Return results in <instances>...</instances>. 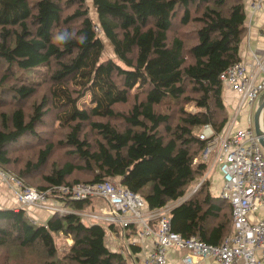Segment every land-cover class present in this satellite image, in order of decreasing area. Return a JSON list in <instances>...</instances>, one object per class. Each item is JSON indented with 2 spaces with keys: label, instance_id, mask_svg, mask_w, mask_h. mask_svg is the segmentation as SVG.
<instances>
[{
  "label": "trees",
  "instance_id": "trees-1",
  "mask_svg": "<svg viewBox=\"0 0 264 264\" xmlns=\"http://www.w3.org/2000/svg\"><path fill=\"white\" fill-rule=\"evenodd\" d=\"M91 1L0 0V169L68 207L36 222L19 201L0 207V250L16 249L0 264H130L140 247L124 241L140 228L109 223L122 244L111 249L107 228L77 213L92 198L58 189L79 182L113 179L151 209L180 199L171 229L185 238L233 232L208 177L187 192L208 170L200 129L229 119L220 74L241 60L244 0ZM57 233L72 239L62 252Z\"/></svg>",
  "mask_w": 264,
  "mask_h": 264
},
{
  "label": "built area",
  "instance_id": "built-area-1",
  "mask_svg": "<svg viewBox=\"0 0 264 264\" xmlns=\"http://www.w3.org/2000/svg\"><path fill=\"white\" fill-rule=\"evenodd\" d=\"M249 6L251 11L261 10L264 0L251 1ZM220 79L224 91L237 95L232 100L234 103H230L232 113L221 132L216 133L210 124H205L199 137L206 141L201 159L208 163L207 174L213 167L220 171L223 185L219 195L232 208L233 232L222 243H208L197 236L183 237L171 229L174 203L148 208L140 194L113 179L58 188L70 199L96 196L108 203L107 208L99 207L95 213L78 210L85 219L89 216L125 227L137 225L139 237L148 238L152 245L144 264H171L170 249L183 251L181 264H210V259L217 264H264V147L252 117L253 106L257 103L256 112L260 98L264 99V49L252 50L250 60L241 59L230 65L220 74ZM242 112L243 120L239 119ZM259 124L264 135V105ZM0 173L6 175L2 169ZM16 193L22 205L68 211L67 206L50 200L48 191L26 186Z\"/></svg>",
  "mask_w": 264,
  "mask_h": 264
},
{
  "label": "crops",
  "instance_id": "crops-1",
  "mask_svg": "<svg viewBox=\"0 0 264 264\" xmlns=\"http://www.w3.org/2000/svg\"><path fill=\"white\" fill-rule=\"evenodd\" d=\"M251 1L254 0H244L247 18H246V31L240 47V54L242 60H250L252 50L264 49V7L261 10L251 11L249 6ZM224 94H225L224 98L226 101V105L231 109L230 103L235 100L237 95L230 91H225ZM242 123H245V121H242ZM210 176L208 175V179L211 182V186H212L211 190L213 191V188L217 187V189H219L220 192L222 188V176L220 171L216 169L212 171V173H210ZM213 177L216 179H213ZM18 191H20V188L18 187V183L17 182L14 183L8 179H5V176H1L0 173V207L19 206L20 203L18 202L16 196L17 195L16 192ZM97 203H98L97 206L103 205V200L99 199ZM28 209H29L28 214L33 215L35 219L40 221H46V219L50 215V212L43 208L30 206ZM114 234L115 233H113V237L112 236L109 237L107 235L106 242L111 249L117 250L120 248L119 240H117V237ZM124 242H126L127 244L135 242L134 244L140 247V250L138 252L132 255H128L130 264H144V259L146 257V254L148 250L152 248V245L148 240V238L143 239L139 237L137 231L136 234H132L130 238H126ZM182 254L183 251H181L180 249H170L168 251L169 262L171 264H181ZM209 263L217 264L213 259H210Z\"/></svg>",
  "mask_w": 264,
  "mask_h": 264
},
{
  "label": "rangeland",
  "instance_id": "rangeland-1",
  "mask_svg": "<svg viewBox=\"0 0 264 264\" xmlns=\"http://www.w3.org/2000/svg\"><path fill=\"white\" fill-rule=\"evenodd\" d=\"M91 3H92V1L91 0H88V4H89V6H90V8L92 7L91 6ZM91 14L92 15H95V13H94V11L93 10H91ZM104 39V43H105V47H104V51H103V55H102V58H107V57H113L115 54H114V50H113V47H112V45H111V43L109 42V40H107L106 38H103ZM84 102H89L90 103V93L89 92H87L82 98H80L79 99V101H78V105L81 107V105H82V103H84ZM256 105H257V103H255V105L253 106V109H252V117L254 116V113H255V109H256ZM188 109H193L192 108V106H188ZM227 110H228V112L231 114L232 113V111H231V109L229 108V107H227ZM244 112V111H243ZM243 112L241 113V115H239V119H241V120H243V118H244V115H242L243 114ZM242 125H245V124H242ZM217 169V167H213L211 170H210V172L207 174V172H206V174L203 176V177H200V178H198V179H196L194 182H193V184H191L190 186H189V188H188V192H187V194H189V193H191V194H193V193H195L198 189H199V187H200V185H201V183L203 182V180L206 178V177H208V175L210 176V173H212V171H214V170H216ZM212 175V174H211ZM5 177L8 179V180H10L11 182H17L18 183V187L20 188V190L21 189H23V188H25L26 186H29V185H27L22 179H19L15 174H13V173H11V172H9V174H7L6 173V175H5ZM211 177V176H210ZM213 179H216V178H214L213 177ZM79 183H85V182H79ZM213 184H215V183H213ZM222 185H223V182H222ZM211 182H210V191L214 194V195H219L220 194V192H219V189H217V187H215V188H213V191L211 190ZM17 194V193H16ZM92 197V200H93V202H92V204H90V206H88L87 208H86V213L87 214H90L91 212H96V210H99L98 208L99 207H104V208H107L109 205H108V203L106 202V201H104L103 200V205H98L97 206V201L100 199V200H102L101 198H98V197H96V196H89V197H87V198H91ZM83 199H85V198H83ZM97 199V200H96ZM51 200V199H50ZM180 200V199H179ZM179 200H177V201H179ZM177 201H175V202H170L169 204H171V203H176ZM50 202V201H49ZM58 203H59V205L60 206H64V201H62V200H58L57 201ZM89 216H86V218H87V220H86V222L89 224V223H92V222H99V223H101V224H103L106 228H107V235L109 236V237H113V233L115 232V231H111L110 230V228H109V226H108V222H107V220H99V221H97V220H93V219H89L88 218ZM32 220H35V218H32ZM37 220V219H36ZM116 237H117V240H119V238H118V236L116 235V233L114 234ZM114 236V237H115ZM56 241H57V246H58V248H59V250L62 252V251H64L67 247H68V245L72 242V239L70 238V237H66L65 235H63L62 233H57L56 234ZM121 243H120V241H119V246H120V248H121ZM16 249L15 248H13V247H6V248H3V249H1L0 250V253H1V257L3 258V260L5 261H7V262H9L11 259H13L14 257H15V251ZM22 255V254H21Z\"/></svg>",
  "mask_w": 264,
  "mask_h": 264
},
{
  "label": "water",
  "instance_id": "water-1",
  "mask_svg": "<svg viewBox=\"0 0 264 264\" xmlns=\"http://www.w3.org/2000/svg\"><path fill=\"white\" fill-rule=\"evenodd\" d=\"M263 105H264V99H263V97H261L259 107L257 108L255 115H254V128H255L256 134L260 136V138H259L260 142L264 147V135H263V132H262V130L260 128V124H259V115H260V111H261Z\"/></svg>",
  "mask_w": 264,
  "mask_h": 264
},
{
  "label": "clouds",
  "instance_id": "clouds-1",
  "mask_svg": "<svg viewBox=\"0 0 264 264\" xmlns=\"http://www.w3.org/2000/svg\"><path fill=\"white\" fill-rule=\"evenodd\" d=\"M68 34L67 33H63L60 36L57 37V39L59 40H65L67 38Z\"/></svg>",
  "mask_w": 264,
  "mask_h": 264
},
{
  "label": "bare ground",
  "instance_id": "bare-ground-1",
  "mask_svg": "<svg viewBox=\"0 0 264 264\" xmlns=\"http://www.w3.org/2000/svg\"><path fill=\"white\" fill-rule=\"evenodd\" d=\"M92 198V197H91Z\"/></svg>",
  "mask_w": 264,
  "mask_h": 264
}]
</instances>
